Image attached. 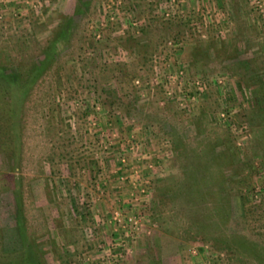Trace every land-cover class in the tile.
Here are the masks:
<instances>
[{"label":"rangeland","instance_id":"obj_1","mask_svg":"<svg viewBox=\"0 0 264 264\" xmlns=\"http://www.w3.org/2000/svg\"><path fill=\"white\" fill-rule=\"evenodd\" d=\"M0 65V261L264 264V0H0Z\"/></svg>","mask_w":264,"mask_h":264},{"label":"trees","instance_id":"obj_2","mask_svg":"<svg viewBox=\"0 0 264 264\" xmlns=\"http://www.w3.org/2000/svg\"><path fill=\"white\" fill-rule=\"evenodd\" d=\"M60 26L59 28H57V30L55 31L56 35L54 36V40L57 38H59L60 36H62L66 30H68V25L65 26ZM48 49L43 50L42 54L48 55ZM32 68L35 69L37 68V65L32 64ZM20 73H22L21 70L15 71V72H8L6 70V68H4V66L0 65V91H5V93L8 95L10 103V106H15L17 103V98H21V95L18 94V97L16 96L15 90L20 89H24L27 90L31 83H32V78L26 81H21L20 80ZM11 94H9V92ZM10 109V108H9ZM18 206V205H17ZM17 229H18V234L20 235L19 237H22V246L20 250H17L18 255H16L14 258L15 253L13 252H9V254H7V256L9 255H13L11 258H5L7 256H3L4 258L1 259L0 264H38L35 255L33 254V252H31V247L28 244L29 242L27 241L25 244L24 241V237H23V224L21 222V218H19V220H17ZM16 253V254H17Z\"/></svg>","mask_w":264,"mask_h":264},{"label":"built area","instance_id":"obj_3","mask_svg":"<svg viewBox=\"0 0 264 264\" xmlns=\"http://www.w3.org/2000/svg\"><path fill=\"white\" fill-rule=\"evenodd\" d=\"M256 1H258V0H256Z\"/></svg>","mask_w":264,"mask_h":264}]
</instances>
